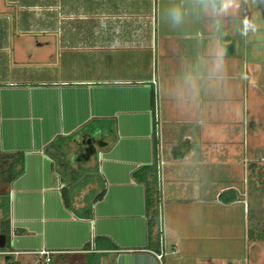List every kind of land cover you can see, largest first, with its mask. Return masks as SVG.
Wrapping results in <instances>:
<instances>
[{
    "label": "crops",
    "instance_id": "obj_1",
    "mask_svg": "<svg viewBox=\"0 0 264 264\" xmlns=\"http://www.w3.org/2000/svg\"><path fill=\"white\" fill-rule=\"evenodd\" d=\"M8 1L17 3L0 4ZM256 1L56 0L55 22L40 26L0 13L1 150L25 157L0 256L264 264L252 201L262 129L245 106L256 78L247 26ZM80 132L69 159L98 166L107 186L91 219L65 207L66 184L46 154ZM153 166L160 203L150 237L146 186L134 174Z\"/></svg>",
    "mask_w": 264,
    "mask_h": 264
},
{
    "label": "trees",
    "instance_id": "obj_2",
    "mask_svg": "<svg viewBox=\"0 0 264 264\" xmlns=\"http://www.w3.org/2000/svg\"><path fill=\"white\" fill-rule=\"evenodd\" d=\"M93 124V123H92ZM93 126V125H92ZM82 132L66 138H58L46 150L48 157L54 162L55 169L59 172L61 182L66 184L62 190V197L65 207L79 218L91 219L93 217L94 205L101 201L107 190L106 182L99 172L98 166L95 168L87 167V163L83 161L72 163L69 159V146L78 140ZM22 153L6 154L1 150L0 142V184L6 185L7 191L3 190L5 201L2 204V229L1 234L7 236V249L10 247V229H11V200L10 190L12 184L18 180L25 172V159ZM76 164V165H75ZM141 172H145V177L140 178L139 174H134L137 182L144 183L146 186V204L148 211V230L149 236L152 237L154 230L159 225V196L156 189V168H144ZM151 179V180H150ZM83 192L87 194L79 200ZM160 237V233L155 234ZM114 246L111 250H115ZM7 252L1 250L0 253ZM99 254H89L84 256L86 260L76 262L71 260L68 264H98L96 259ZM66 256H51L50 264H58L59 258ZM76 258L75 256H73ZM67 264V263H66Z\"/></svg>",
    "mask_w": 264,
    "mask_h": 264
},
{
    "label": "rangeland",
    "instance_id": "obj_3",
    "mask_svg": "<svg viewBox=\"0 0 264 264\" xmlns=\"http://www.w3.org/2000/svg\"><path fill=\"white\" fill-rule=\"evenodd\" d=\"M17 3L8 1L9 5L0 4V13H6L12 17L11 23H15L14 16L16 13L21 15L22 19L27 22H33L40 26L44 24L43 20L55 22L54 18L57 14L56 0H16ZM1 3V2H0ZM12 5V7H11ZM3 10V12H2ZM247 26L250 29V36L256 45V70L255 85L251 87L250 105L246 98V108L251 107V112L256 110L257 121L260 123L261 131L257 136V148L255 150L257 156L256 174L253 181L254 191L256 195L252 197L253 203L257 204V241L258 248L264 250V0H257L256 3L250 5ZM1 15V14H0ZM0 45H3L0 39ZM6 185L0 184V233L2 229V204L5 201V195L2 191H7ZM256 196V197H255ZM256 199H255V198ZM11 259L0 256V264H14ZM77 262V261H76Z\"/></svg>",
    "mask_w": 264,
    "mask_h": 264
},
{
    "label": "water",
    "instance_id": "obj_4",
    "mask_svg": "<svg viewBox=\"0 0 264 264\" xmlns=\"http://www.w3.org/2000/svg\"><path fill=\"white\" fill-rule=\"evenodd\" d=\"M7 244H8L7 236L4 235V234H0V251L1 250H6L7 249Z\"/></svg>",
    "mask_w": 264,
    "mask_h": 264
},
{
    "label": "built area",
    "instance_id": "obj_5",
    "mask_svg": "<svg viewBox=\"0 0 264 264\" xmlns=\"http://www.w3.org/2000/svg\"><path fill=\"white\" fill-rule=\"evenodd\" d=\"M161 232H162V229H161ZM41 255L46 257V262L47 263H50L51 262V258H50L51 257V253H49V252H42ZM158 258L161 260L163 258V255H158Z\"/></svg>",
    "mask_w": 264,
    "mask_h": 264
},
{
    "label": "clouds",
    "instance_id": "obj_6",
    "mask_svg": "<svg viewBox=\"0 0 264 264\" xmlns=\"http://www.w3.org/2000/svg\"><path fill=\"white\" fill-rule=\"evenodd\" d=\"M173 18L176 20V21H179V18H180V13L178 10H174L173 13Z\"/></svg>",
    "mask_w": 264,
    "mask_h": 264
}]
</instances>
